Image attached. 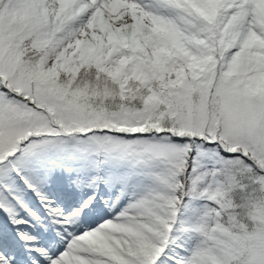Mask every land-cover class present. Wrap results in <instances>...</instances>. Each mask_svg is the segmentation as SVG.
<instances>
[{"label": "snow or ice", "instance_id": "snow-or-ice-1", "mask_svg": "<svg viewBox=\"0 0 264 264\" xmlns=\"http://www.w3.org/2000/svg\"><path fill=\"white\" fill-rule=\"evenodd\" d=\"M0 264H264V0H0Z\"/></svg>", "mask_w": 264, "mask_h": 264}]
</instances>
